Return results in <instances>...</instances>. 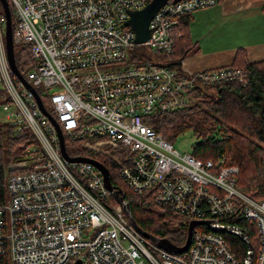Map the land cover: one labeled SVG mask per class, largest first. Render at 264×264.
<instances>
[{
    "label": "built area",
    "instance_id": "2783aa9c",
    "mask_svg": "<svg viewBox=\"0 0 264 264\" xmlns=\"http://www.w3.org/2000/svg\"><path fill=\"white\" fill-rule=\"evenodd\" d=\"M151 1L9 0L13 43L26 46L31 58L19 72L47 103L64 144L100 137L126 147L133 162L118 176L132 191L150 192L155 204L169 207L187 226L193 220L207 223L194 227L184 252H166L106 200L109 191L93 164L63 158L55 126L33 93L12 79L0 15V90L5 107L15 106L6 116L16 133L29 129L39 142L6 166L0 257L5 255L8 264H240L222 234L239 232L224 223L226 216L255 224L260 249H248L243 264H264V198L254 199L238 187V167L181 154L142 120L184 107L199 85L243 82L242 71L231 67L186 73L170 63L134 64L139 59L131 56V49L149 44L150 54L171 57L176 18L215 0H167L149 22L150 40L137 44L125 22L129 12ZM90 159L102 163L93 153ZM160 160L167 163L160 173L133 167ZM98 223L102 227L95 232Z\"/></svg>",
    "mask_w": 264,
    "mask_h": 264
},
{
    "label": "trees",
    "instance_id": "16d2710c",
    "mask_svg": "<svg viewBox=\"0 0 264 264\" xmlns=\"http://www.w3.org/2000/svg\"><path fill=\"white\" fill-rule=\"evenodd\" d=\"M9 7L14 26V12L10 2ZM192 13L176 18L177 24L173 29L175 42L171 56L176 61L170 63L171 67H179L180 60L192 52L193 43L187 30ZM0 15H3L1 6ZM14 57L20 72L31 62L24 45L14 44ZM228 67L241 69L244 81L233 80L214 86L199 85L191 90L194 97L184 107L164 114L154 112L143 116L145 119L142 120L170 143L179 134L191 131L196 138L191 154L196 160H210L215 163L223 161L224 166H237L238 187L254 199L264 198V61L250 63L244 52L238 51L233 63ZM1 96L2 93L0 101ZM43 103L48 109L47 103ZM32 145H37V140L29 129L16 133L11 122L0 123V204L6 200L7 164L20 159L26 148ZM65 146L69 153L76 156L95 154L108 168L112 185L122 189L124 200L139 228L157 238L162 236L171 242L177 241L174 243L185 241L187 222L182 219L177 230H169V221L181 217L172 213L168 207L155 204L148 193L138 195L132 192L119 178L120 168L133 162V155L126 147L111 143L105 138L66 143ZM109 199L112 206L117 204L112 196ZM149 212H152V216ZM122 214L127 217L125 212ZM223 221L247 235L250 244L256 246L253 244V241L257 243V229L254 223L241 216H226ZM198 227L204 228V224L200 223ZM222 234L240 264H243L247 256L246 243L236 234ZM0 264H8L6 256L0 257Z\"/></svg>",
    "mask_w": 264,
    "mask_h": 264
},
{
    "label": "crops",
    "instance_id": "0c3cea01",
    "mask_svg": "<svg viewBox=\"0 0 264 264\" xmlns=\"http://www.w3.org/2000/svg\"><path fill=\"white\" fill-rule=\"evenodd\" d=\"M191 15L192 52L179 69L195 73L230 66L238 51L248 62L264 61V0H215Z\"/></svg>",
    "mask_w": 264,
    "mask_h": 264
},
{
    "label": "water",
    "instance_id": "95a60500",
    "mask_svg": "<svg viewBox=\"0 0 264 264\" xmlns=\"http://www.w3.org/2000/svg\"><path fill=\"white\" fill-rule=\"evenodd\" d=\"M166 1L167 0H152L145 8L139 11L129 12V19L125 22V26L130 27V29L134 32L137 44L146 43L150 40L151 30L148 27L149 22L154 17V15L157 13V11L166 3ZM177 1H180V0H173V2H177ZM0 6L2 8V13L5 18V37L4 38H5V47H6V52H7V60H8L10 69L12 73L22 81L24 86L33 93L37 101L39 109L48 116L50 121L55 126L57 133H58L60 151H61L63 158L70 162H88V163L93 164L101 172L103 176L105 188L109 192H113L117 198L124 200V196L122 195L121 189L116 188L114 185H112L110 178H109V171L102 163L96 160L90 159V158L70 157L67 154V151L65 149V144H64V138H63V135H62V132L59 126L54 121V119L50 116V114H48V112H46V110L44 109L41 98L39 94L37 93V91L25 79H23L22 75L20 74L16 66L15 57H14L13 34H12L13 26H12L11 13H10V7H9L8 0H0ZM128 218L130 219L131 223L134 225L136 230L141 235L149 238L153 242H156V245L158 248L163 249L166 252L176 253V254L182 253L188 248L189 244L191 243L192 232H193L194 227L200 223H207V221H196V220L190 221L187 227V234H186L184 244L182 246H178L172 243L167 238H164V237L157 238L145 232L141 228H139L137 224L135 223V221L133 220L130 210L128 211ZM242 236H241V239H243L246 242L248 248L251 249V245L248 242L247 238L245 236L244 237ZM249 257H247V260L249 259ZM79 263L80 262L77 261L75 264H79Z\"/></svg>",
    "mask_w": 264,
    "mask_h": 264
},
{
    "label": "rangeland",
    "instance_id": "374dc122",
    "mask_svg": "<svg viewBox=\"0 0 264 264\" xmlns=\"http://www.w3.org/2000/svg\"><path fill=\"white\" fill-rule=\"evenodd\" d=\"M198 10H201V9H198ZM198 10H195V12L198 11ZM149 48H150L149 44H144V45H141V46L138 45L134 49L130 50L131 56H136V58L139 59V60H136L134 62V64H145V63H148V62H153V63H156V64H169L172 61H174V62L176 61V59L174 57H165V56H161L159 54L158 55L150 54L148 52ZM124 64H126V62H124ZM42 96H43V98L45 100V93H42ZM1 97L2 98H1V101H0V123L4 124V123L9 122V120L7 119L6 115L9 112L13 111L15 109V106L11 105L9 108H6L5 107V101L7 100V97L3 93H2ZM195 142H196V138L193 135V133L191 131H185V132L179 134L172 141V145H173L174 149H176L181 154H186V153H190L191 154L192 146L194 145ZM99 146H101V143H99ZM149 214L152 216V212H149ZM181 220H182V218L181 219H179V218L171 219L169 221L168 229L171 230V231L177 230L180 227ZM148 230H150V228ZM155 231H152V233H156ZM173 241L177 242L175 240H173ZM174 242H172V243H174ZM183 243H184V240H182L180 243H174V244H181L182 245ZM253 244L257 245L255 241H253Z\"/></svg>",
    "mask_w": 264,
    "mask_h": 264
},
{
    "label": "bare ground",
    "instance_id": "6f19581e",
    "mask_svg": "<svg viewBox=\"0 0 264 264\" xmlns=\"http://www.w3.org/2000/svg\"><path fill=\"white\" fill-rule=\"evenodd\" d=\"M216 2V1H215ZM196 10H198V9H196ZM191 12H195V10H193V11H191ZM14 46V45H13ZM232 69H235V70H240V71H242L241 69H236V68H232ZM242 74H243V71H242ZM244 76V75H243ZM23 77V76H22ZM12 79H13V81L15 82L16 80H19V81H21L18 77H16V76H14V77H12ZM23 79H25L27 82H28V80L25 78V77H23ZM239 81V80H238ZM243 81H244V78H243ZM22 82V81H21ZM240 82V81H239ZM226 83V82H225ZM222 84V83H221ZM244 84V83H243ZM17 85V84H16ZM215 85H220V84H215ZM42 104H43V107H44V109L46 110V112H47V108L45 107V105H44V103L42 102ZM44 114V113H43ZM49 114V113H48ZM46 117H48L46 114H44ZM145 119V118H144ZM36 138V137H35ZM97 138H100V137H97ZM93 139H96V138H93ZM93 139H86V140H93ZM37 140V139H36ZM86 140H84V141H86ZM171 145H172V143H171ZM33 147H39V142H38V140H37V145H32V146H29V147H27L26 149H28V148H33ZM172 147H173V145H172ZM174 148V147H173ZM38 149H40V148H38ZM176 150V149H175ZM70 156V155H69ZM92 156V154H89V155H87V156H75V157H84V158H90ZM70 157H74V156H70ZM70 162V161H69ZM71 163H73V162H71ZM133 167L134 168H137V169H141V170H145V171H147V172H149L150 174H153V173H160V172H162V171H164L165 170V168L167 167V163L165 162V161H162V160H160V161H158L157 163H148L147 165H142V166H139V165H137V164H135V165H133ZM175 177V175L174 174H169V178L170 179H173ZM121 179V178H120ZM121 181L123 182V184L128 188V189H130L129 187H128V185H127V182H125L123 179H121ZM14 184H17V183H14ZM131 190V189H130ZM121 191H122V189H121ZM132 191V190H131ZM123 192V191H122ZM132 192H134V193H136V194H138V195H141L142 193H137V192H135V191H132ZM144 193H148L149 194V196H150V198L153 200V198H152V196H151V194H150V192H144ZM143 193V194H144ZM122 195H123V193H122ZM110 196H112L115 200H116V202H117V204L114 206L115 208H116V210H117V212L119 213V214H121V215H123L122 214V212H125L126 214H127V216H128V211H129V207H128V205H127V203L125 202V200H123V199H119V198H117L116 196H115V194L113 193V192H109L108 194H107V196H106V200H108L109 198H110ZM109 202H110V199L108 200ZM111 203V202H110ZM1 205V204H0ZM113 207V208H114ZM113 208L112 209H110L111 211L113 210ZM169 208V207H168ZM170 209V208H169ZM99 218H101V220H106V215L105 214H102V215H100L99 216ZM133 225V224H132ZM101 227H102V225L101 224H94L93 226H92V229H94L95 230V232H98L100 229H101ZM133 227H134V225H133ZM135 228V227H134ZM136 229V228H135ZM239 230V229H238ZM230 232L231 233H234V234H236L239 238H241V236L242 235H244L243 233H241L240 232V230H239V232L237 231H234V230H230ZM231 233H228V234H231ZM242 234V235H241ZM106 235V233H103L102 234V237H104ZM143 236V235H142ZM144 238H146V239H148V240H150L149 238H147V237H145V236H143ZM242 237H244V236H242ZM243 240V239H242ZM244 241V240H243ZM245 242V241H244ZM249 242V241H248ZM246 243V242H245ZM250 243V242H249ZM257 244V243H256ZM251 245V244H250ZM246 246H247V244H246ZM253 246L251 245V248H252ZM249 248H248V246H247V250H248ZM253 249L255 250V251H259V249H260V246H258V244L255 246V247H253ZM3 256H5V255H3ZM3 256H1V257H3Z\"/></svg>",
    "mask_w": 264,
    "mask_h": 264
},
{
    "label": "flooded vegetation",
    "instance_id": "af4514ba",
    "mask_svg": "<svg viewBox=\"0 0 264 264\" xmlns=\"http://www.w3.org/2000/svg\"><path fill=\"white\" fill-rule=\"evenodd\" d=\"M158 233V232H157ZM160 235V234H159ZM161 236V235H160ZM162 237V236H161Z\"/></svg>",
    "mask_w": 264,
    "mask_h": 264
}]
</instances>
